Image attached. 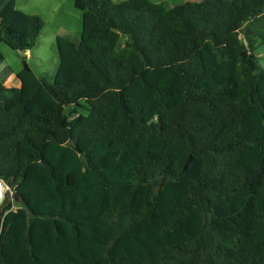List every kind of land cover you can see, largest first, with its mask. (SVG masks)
<instances>
[{
	"label": "trees",
	"instance_id": "16d2710c",
	"mask_svg": "<svg viewBox=\"0 0 264 264\" xmlns=\"http://www.w3.org/2000/svg\"><path fill=\"white\" fill-rule=\"evenodd\" d=\"M74 3L52 82L0 80V264H264V71L240 33L264 0ZM0 19L15 50L46 25L17 0Z\"/></svg>",
	"mask_w": 264,
	"mask_h": 264
},
{
	"label": "rangeland",
	"instance_id": "374dc122",
	"mask_svg": "<svg viewBox=\"0 0 264 264\" xmlns=\"http://www.w3.org/2000/svg\"><path fill=\"white\" fill-rule=\"evenodd\" d=\"M122 1V0H115ZM164 2L168 6H174L185 1L202 0H152ZM18 8L27 12L39 14L45 20V27L40 34L36 45L29 51L15 50L8 44L0 43L4 55L5 65L8 67L1 76L12 70L17 74L25 68L27 63L31 70L39 77H45L52 82V77L59 65V54L57 49V38L68 36L78 38L82 31V11L76 8L74 0H17ZM243 41L247 44H255V53L258 55V66L264 71V14L258 18L248 21L240 31ZM1 65V64H0ZM6 84L19 86L15 76ZM87 103L82 106H71L67 113L76 115L87 113Z\"/></svg>",
	"mask_w": 264,
	"mask_h": 264
},
{
	"label": "built area",
	"instance_id": "2783aa9c",
	"mask_svg": "<svg viewBox=\"0 0 264 264\" xmlns=\"http://www.w3.org/2000/svg\"><path fill=\"white\" fill-rule=\"evenodd\" d=\"M8 194L13 197L14 189L2 178H0V209Z\"/></svg>",
	"mask_w": 264,
	"mask_h": 264
},
{
	"label": "crops",
	"instance_id": "0c3cea01",
	"mask_svg": "<svg viewBox=\"0 0 264 264\" xmlns=\"http://www.w3.org/2000/svg\"><path fill=\"white\" fill-rule=\"evenodd\" d=\"M0 22H1V19H0ZM30 50H28L27 52H29ZM8 66L7 65H5V63H1V65H0V80L5 84V85H7V86H14V84H6L5 83V81H11V77L12 76H15L17 79H18V81H19V84H20V80H19V78H18V76H17V74L19 73H17V74H14L13 72H12V70H9V72L7 73V74H4L3 76H1L2 75V73L5 71V69L7 68Z\"/></svg>",
	"mask_w": 264,
	"mask_h": 264
},
{
	"label": "water",
	"instance_id": "95a60500",
	"mask_svg": "<svg viewBox=\"0 0 264 264\" xmlns=\"http://www.w3.org/2000/svg\"><path fill=\"white\" fill-rule=\"evenodd\" d=\"M24 69L27 70V71H30V70H31V68L29 67V65H28L27 63L25 64V68H24ZM251 97H252V95H251ZM81 157H82V160H83V161H85L86 163H88V159H87V156H86L85 154H81ZM192 160H193V156H190L189 159L187 160V162L185 163L183 170H186V169H187L188 164H189ZM165 181H166V178H163V180H162V182H161L160 185H163V183H164Z\"/></svg>",
	"mask_w": 264,
	"mask_h": 264
}]
</instances>
